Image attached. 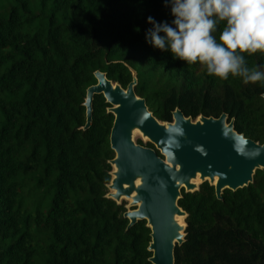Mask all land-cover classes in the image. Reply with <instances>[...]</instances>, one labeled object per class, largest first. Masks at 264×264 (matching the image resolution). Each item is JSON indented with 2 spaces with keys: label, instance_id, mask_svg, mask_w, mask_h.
I'll list each match as a JSON object with an SVG mask.
<instances>
[{
  "label": "trees",
  "instance_id": "1",
  "mask_svg": "<svg viewBox=\"0 0 264 264\" xmlns=\"http://www.w3.org/2000/svg\"><path fill=\"white\" fill-rule=\"evenodd\" d=\"M2 2L0 264H105L108 254L113 264H152L146 220L127 229L126 202L105 197L114 115L102 94L93 100L92 125L82 128L94 72L125 88L133 68L136 93L159 120L172 121L177 107L194 119L227 113L239 133L260 143L264 85L208 75L149 46L146 18L171 20L162 0ZM245 58L249 67L264 66V52ZM182 194L186 237L175 264H264V170L222 199L208 181Z\"/></svg>",
  "mask_w": 264,
  "mask_h": 264
},
{
  "label": "water",
  "instance_id": "2",
  "mask_svg": "<svg viewBox=\"0 0 264 264\" xmlns=\"http://www.w3.org/2000/svg\"><path fill=\"white\" fill-rule=\"evenodd\" d=\"M130 69L132 80L126 88L105 72H94L97 82L86 91L82 128L92 125L93 100L102 94L110 104L107 112L114 115L110 145L115 156L109 160L111 180L105 197L119 205L129 201L123 214L129 221L127 229L146 220L151 229L147 249L152 264H175L176 246L186 237L182 218L187 212L178 203L182 190L195 192L208 181L222 199L225 189L248 186L256 171L264 170V143L239 133L235 118L229 121L227 113L219 117L200 114L194 119L177 107L172 121L159 120L146 99L137 95V71ZM137 135L142 144L136 141Z\"/></svg>",
  "mask_w": 264,
  "mask_h": 264
},
{
  "label": "clouds",
  "instance_id": "3",
  "mask_svg": "<svg viewBox=\"0 0 264 264\" xmlns=\"http://www.w3.org/2000/svg\"><path fill=\"white\" fill-rule=\"evenodd\" d=\"M171 20L150 25L145 42L185 64H199L208 75L239 77L264 85V70L249 67L245 54L264 52V0H162ZM223 22L218 37L213 35ZM264 99V94H261ZM179 131V129H177Z\"/></svg>",
  "mask_w": 264,
  "mask_h": 264
},
{
  "label": "rangeland",
  "instance_id": "4",
  "mask_svg": "<svg viewBox=\"0 0 264 264\" xmlns=\"http://www.w3.org/2000/svg\"><path fill=\"white\" fill-rule=\"evenodd\" d=\"M9 3H10V0H3V2L1 3L2 4V6H3V8L4 7H7L8 5H9ZM136 67H138L141 71H142V63L141 62H138L137 64H136ZM135 139H136V141H138L139 139H141V136L140 135H137V136H135ZM145 143H146V141H145ZM27 199V198H26ZM126 202V204L125 205H128L129 204V201H125ZM134 208V207H133ZM182 223L183 224H185L186 223V221H185V218H182ZM113 257H112V255L111 254H108L107 255V258H106V262H105V264H113Z\"/></svg>",
  "mask_w": 264,
  "mask_h": 264
},
{
  "label": "flooded vegetation",
  "instance_id": "5",
  "mask_svg": "<svg viewBox=\"0 0 264 264\" xmlns=\"http://www.w3.org/2000/svg\"><path fill=\"white\" fill-rule=\"evenodd\" d=\"M105 73H106V72H105ZM126 87H127V86H126ZM126 87H125V88H126Z\"/></svg>",
  "mask_w": 264,
  "mask_h": 264
}]
</instances>
